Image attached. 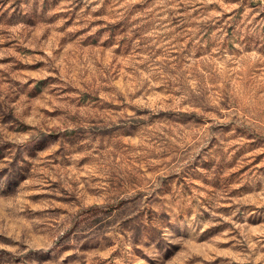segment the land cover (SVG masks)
I'll return each mask as SVG.
<instances>
[{
  "label": "rangeland",
  "instance_id": "rangeland-1",
  "mask_svg": "<svg viewBox=\"0 0 264 264\" xmlns=\"http://www.w3.org/2000/svg\"><path fill=\"white\" fill-rule=\"evenodd\" d=\"M0 264H264V0H0Z\"/></svg>",
  "mask_w": 264,
  "mask_h": 264
}]
</instances>
